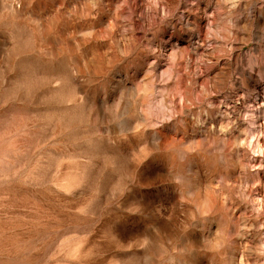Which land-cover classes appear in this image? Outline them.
<instances>
[{"label": "rangeland", "instance_id": "374dc122", "mask_svg": "<svg viewBox=\"0 0 264 264\" xmlns=\"http://www.w3.org/2000/svg\"><path fill=\"white\" fill-rule=\"evenodd\" d=\"M0 264H264V0H0Z\"/></svg>", "mask_w": 264, "mask_h": 264}]
</instances>
